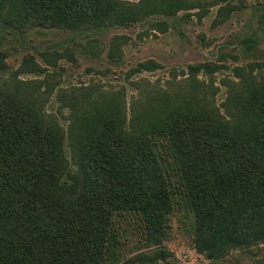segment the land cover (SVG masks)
Masks as SVG:
<instances>
[{"label":"trees","instance_id":"16d2710c","mask_svg":"<svg viewBox=\"0 0 264 264\" xmlns=\"http://www.w3.org/2000/svg\"><path fill=\"white\" fill-rule=\"evenodd\" d=\"M185 7L180 0H0V18L5 12L21 34L43 28L92 37ZM150 27L167 30L165 22ZM231 98L228 120L180 95L159 100L131 131L112 105H95L76 129L71 164L58 124L0 89V264H115V218L139 214L147 236L164 235L171 195L194 215L198 253L264 244V80ZM165 256L158 249L129 263Z\"/></svg>","mask_w":264,"mask_h":264},{"label":"rangeland","instance_id":"374dc122","mask_svg":"<svg viewBox=\"0 0 264 264\" xmlns=\"http://www.w3.org/2000/svg\"><path fill=\"white\" fill-rule=\"evenodd\" d=\"M180 1L186 7L173 16L156 15L129 26L108 27L92 37L43 28L21 34L3 12L0 89L32 106L44 120L58 124L71 164L76 129L95 105L116 108L128 131L136 127L145 109L176 95L210 107L228 120L234 112L231 97L239 96L247 84L264 80V0ZM153 22H165V33L151 28ZM207 64L210 70L190 69ZM141 65L147 70H139ZM170 199L164 235L147 236L139 214L115 218L121 253L115 264H143L129 262L137 254L158 249L166 256L157 264H264L263 243L198 253L194 215L183 199L172 195Z\"/></svg>","mask_w":264,"mask_h":264}]
</instances>
